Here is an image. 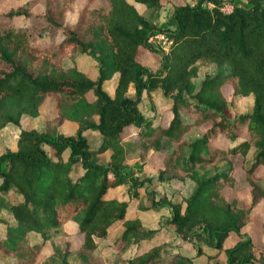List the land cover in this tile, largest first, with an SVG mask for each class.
<instances>
[{
	"label": "trees",
	"instance_id": "trees-1",
	"mask_svg": "<svg viewBox=\"0 0 264 264\" xmlns=\"http://www.w3.org/2000/svg\"><path fill=\"white\" fill-rule=\"evenodd\" d=\"M76 1L27 0L0 12V129L23 114L36 123L19 129L15 149L0 153V263L71 264L74 253L80 264H109L98 249L114 229L123 227L116 249L157 231L128 215V200L111 189L124 185L140 199L160 183L163 193L137 207L167 206L166 222L195 255L206 256L204 264H264V248L243 231L264 203V0H229L228 12L222 0L177 4L161 23L136 4L153 11L162 0H85L68 22ZM19 16L23 24L14 23ZM157 33L169 43L158 48L161 61L152 69L140 56L143 48L157 50L148 41ZM43 37L45 46L34 43ZM77 55L94 61V77ZM115 73L111 95L104 86ZM144 94L156 96L163 110L150 101L154 111H143ZM49 96L56 107L51 118L40 110ZM238 96L252 98L248 111H237ZM66 121L76 124L74 131L62 130ZM237 166L249 185L243 205L224 193L235 187ZM69 221L80 244L57 237L40 259L49 231ZM230 236L237 239L227 245ZM125 264L196 263L158 244Z\"/></svg>",
	"mask_w": 264,
	"mask_h": 264
},
{
	"label": "rangeland",
	"instance_id": "rangeland-1",
	"mask_svg": "<svg viewBox=\"0 0 264 264\" xmlns=\"http://www.w3.org/2000/svg\"><path fill=\"white\" fill-rule=\"evenodd\" d=\"M27 0H0V12H4L8 10L11 6H17L20 4L25 3ZM196 0H162L163 5L158 10H149L142 4H136L138 10L146 16H150L157 21L164 22L168 19L173 6L177 4L183 3H194ZM223 2L231 3L229 0H222ZM85 0H77L74 6V11L69 12L67 15V21L73 22L77 16V10L84 4ZM99 2H105L104 0H100ZM33 10H39V6L33 5ZM25 19L23 16H19L14 18V23L16 24H23ZM35 44L39 46H45L49 39L46 37L43 38H36L33 40ZM152 46L157 47V50L153 49H144L142 50L140 60L149 68L156 69L158 68L160 61H161V53L159 51L160 48L167 49L168 48V39L167 37L161 33H157L152 36V40L149 42ZM159 48V49H158ZM77 63L79 67L84 70L89 76L94 77L96 74V67L94 61H92L88 55H77ZM117 74L115 73L109 80L106 81L104 88L108 93L111 95L113 94L114 87L116 85ZM225 92L228 93L230 91V86H226ZM150 101L155 103V110L161 112L164 106L158 100L156 96H149L144 94L143 100L141 102V109L145 112H153L152 109L149 108ZM252 98L248 96H238L235 99V106L237 111L245 112L248 111L251 107ZM41 112L48 118H51L56 115V107H55V98L54 96H49L46 98L45 102L42 104L40 108ZM170 114L168 112L162 117L164 122H167L169 119ZM35 120L32 116L23 114L20 117L19 123H9L8 125L2 127L0 129V153H2L5 149H15L16 148V141L18 136V131L20 128H31L35 125ZM76 128V124L72 121H66L62 125L63 131H74ZM87 134L91 137H94L93 141L95 143L100 142L101 136L97 132L89 131ZM226 142L224 139H219V143ZM109 151L103 154L104 160H108ZM132 161V160H131ZM235 161L239 164L240 159L237 157ZM160 164L159 160H156L152 163H148L145 167V172L147 174L155 172L156 167ZM237 181L235 187H226L224 189V193L228 198H232L236 196L239 200L241 205L247 203L249 201V185L243 179V172L237 166L236 170ZM1 182V177H0ZM149 188H155L157 191H154ZM167 188V185H166ZM146 190L147 192L143 193L140 196L141 201L146 202V204L150 203L151 198L155 195L154 193H163V186L160 183H153L151 184ZM166 189H164V192ZM111 195H116L120 198L128 200V215H137L142 218L141 222L143 226L148 228H155L157 231L150 235L144 236L143 239L138 241H134L133 239L128 242V244L124 245L120 249H116L114 242L115 240L121 235L123 230L122 226L114 229L109 236L102 240L98 254L103 256L109 264H125L126 259L134 253L145 251L149 249L153 245L158 244H166L167 247L171 248L172 250H179L184 255L192 256L195 260L196 264H204L206 262V256L195 255V248L189 242H180L179 238L175 235L174 231L172 230L170 224L166 222V216L170 214V210L167 206L160 207L158 209L150 208V209H140L137 207L138 201L140 199L131 195L129 190L126 186L121 185L116 189H111ZM174 199L178 200L179 194L171 193ZM264 223V203H260L259 206L255 209L252 215V220L250 223L243 229L245 234L250 235L253 240L259 246L264 248V232L262 230V226ZM76 223L73 221H69L64 225V227L60 230L56 229L53 231H49L50 239L46 240L44 246L40 252L39 258L43 259L47 257L50 253H52L53 246L52 241L63 235H66L67 239L71 241V245L73 248H76L81 240L82 237L79 234H76L75 231ZM4 230L3 226L0 228V231ZM237 239V236H230L227 240V245L232 244ZM202 243V241H198ZM69 261L71 264H80L78 258L73 253L69 257ZM0 264H15V261L7 260L5 262H1Z\"/></svg>",
	"mask_w": 264,
	"mask_h": 264
},
{
	"label": "built area",
	"instance_id": "built-area-1",
	"mask_svg": "<svg viewBox=\"0 0 264 264\" xmlns=\"http://www.w3.org/2000/svg\"><path fill=\"white\" fill-rule=\"evenodd\" d=\"M205 6H207V7H209V8H211V7H213L214 6V3L212 2V1H205L204 3H203ZM220 9L221 10H223V11H225V12H228V11H230L232 8H233V4L232 3H227V2H221V4H220ZM162 34V33H161ZM163 35V34H162ZM152 36L153 35H151L149 38H148V41L150 42L151 40H152Z\"/></svg>",
	"mask_w": 264,
	"mask_h": 264
},
{
	"label": "crops",
	"instance_id": "crops-1",
	"mask_svg": "<svg viewBox=\"0 0 264 264\" xmlns=\"http://www.w3.org/2000/svg\"><path fill=\"white\" fill-rule=\"evenodd\" d=\"M132 216H134V215H132ZM138 217L140 218V220L142 219L140 216H139V214H138ZM68 223V222H67Z\"/></svg>",
	"mask_w": 264,
	"mask_h": 264
}]
</instances>
